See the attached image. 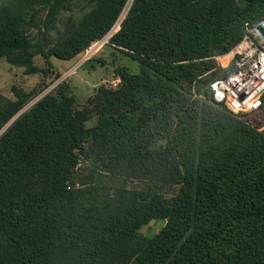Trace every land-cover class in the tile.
<instances>
[{"label":"trees","instance_id":"obj_1","mask_svg":"<svg viewBox=\"0 0 264 264\" xmlns=\"http://www.w3.org/2000/svg\"><path fill=\"white\" fill-rule=\"evenodd\" d=\"M89 1L52 41L70 0L1 3L0 57L27 74L46 73L35 55L72 59L128 0ZM261 20L264 0H132L109 41L138 72L117 67V86L82 108L66 81L17 116L31 93L0 94V264H264V97L252 125L204 79ZM116 177L149 185H110ZM161 183L176 191L150 186ZM158 219L153 237L140 231Z\"/></svg>","mask_w":264,"mask_h":264},{"label":"rangeland","instance_id":"obj_2","mask_svg":"<svg viewBox=\"0 0 264 264\" xmlns=\"http://www.w3.org/2000/svg\"><path fill=\"white\" fill-rule=\"evenodd\" d=\"M7 1L9 0H0V4ZM131 1L132 0L127 1L119 16L111 26V28L114 27L116 29V32L121 28L122 21L127 14ZM91 5L92 4L89 0H70L68 9L60 14L55 25L49 30L47 39L49 41L56 39L59 33L64 32L70 25L76 24L82 15L90 9ZM35 31L34 28L30 30L31 35L34 34ZM105 36L106 34L98 40H105ZM99 44L100 43L94 46L91 49L92 51L90 50V52H86V50L89 49L88 47L70 60L58 59L51 56L50 66L46 64L45 60L40 55H35L33 63L40 68L46 69V73L44 74L40 72L27 74L25 73V68L23 66L11 64L6 58L0 57V94L5 98L14 99L11 90L12 85H17L31 93L29 101L15 115L17 116L32 105L44 93L53 90L61 81H66L69 84L70 92L75 97V106L77 108H82L89 102L90 97L98 92L100 87L115 88L117 86L119 81V78L115 73L117 67L126 68L134 73L138 72V62L131 58L125 48L112 44L109 39L100 47ZM221 68L222 67L220 66H216L214 70L204 76V79L213 80L222 77V75L226 73V69ZM90 109V112L84 120L87 127L93 126L97 121L95 109L91 105ZM250 114L251 115L247 117L237 114H235V116L242 120L249 121L252 125H257L259 123V120L257 119L259 118V115L254 112H251ZM86 163L89 167L96 165L91 161ZM108 183L110 185L134 188L149 185L147 181L142 179H130L125 177L110 179ZM150 186L155 188L158 192L167 195L176 191V186L171 184L161 183L157 185L152 184ZM88 197L89 196L86 195L85 199ZM165 223L166 219L152 220L148 224L143 225L140 228V231L145 236L151 238L165 225Z\"/></svg>","mask_w":264,"mask_h":264},{"label":"built area","instance_id":"obj_3","mask_svg":"<svg viewBox=\"0 0 264 264\" xmlns=\"http://www.w3.org/2000/svg\"><path fill=\"white\" fill-rule=\"evenodd\" d=\"M263 22L252 25L246 22L242 39L227 53L215 56L220 67L233 64V68L226 75L209 82L212 99L233 114L245 115L259 110L264 97V36L256 29V25ZM115 32L116 29L111 28L105 40L92 42L86 52L98 43L100 47Z\"/></svg>","mask_w":264,"mask_h":264},{"label":"water","instance_id":"obj_4","mask_svg":"<svg viewBox=\"0 0 264 264\" xmlns=\"http://www.w3.org/2000/svg\"><path fill=\"white\" fill-rule=\"evenodd\" d=\"M256 29L260 32L262 36H264V22L256 25Z\"/></svg>","mask_w":264,"mask_h":264}]
</instances>
